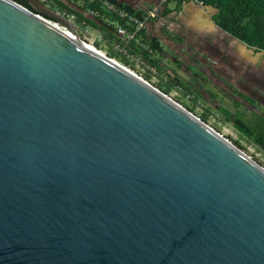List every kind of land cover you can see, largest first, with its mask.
Returning a JSON list of instances; mask_svg holds the SVG:
<instances>
[{
	"label": "water",
	"instance_id": "95a60500",
	"mask_svg": "<svg viewBox=\"0 0 264 264\" xmlns=\"http://www.w3.org/2000/svg\"><path fill=\"white\" fill-rule=\"evenodd\" d=\"M26 1L0 0V264H264V166Z\"/></svg>",
	"mask_w": 264,
	"mask_h": 264
},
{
	"label": "rangeland",
	"instance_id": "374dc122",
	"mask_svg": "<svg viewBox=\"0 0 264 264\" xmlns=\"http://www.w3.org/2000/svg\"><path fill=\"white\" fill-rule=\"evenodd\" d=\"M199 35H202V39L214 36L206 32H201ZM218 38L215 36L214 39L220 42V50H205L210 56H219L218 74L216 71L211 72L208 68L198 69L196 72V68L193 67L194 62L187 54L177 55L176 53L180 51L176 49L171 51L164 47L170 54L167 60L168 68L174 72L172 74L176 73L178 78L183 79V88L180 89L172 85L171 73L168 76L163 74L164 68L160 64L158 65L159 75H155L143 68L137 59L130 60L134 67L116 60L144 79L145 74H150L149 82L152 85L155 86L160 82L162 86L170 88L166 96L187 111H189L188 107L196 106L195 112H191L194 116L199 118L200 114H207L209 120L206 125L214 130H220L218 132L237 148L239 147L235 141H239L243 147L239 149L264 166V153L255 147L251 140L241 137L233 121L227 119V112H229L231 117L240 116L251 127L264 129V51L254 52L248 49L229 33H225L224 36L220 34ZM222 39L225 41L224 44ZM101 50L107 55L104 48ZM215 52H218L217 55ZM226 57L227 60H224ZM176 61L182 62L181 66H178Z\"/></svg>",
	"mask_w": 264,
	"mask_h": 264
},
{
	"label": "trees",
	"instance_id": "16d2710c",
	"mask_svg": "<svg viewBox=\"0 0 264 264\" xmlns=\"http://www.w3.org/2000/svg\"><path fill=\"white\" fill-rule=\"evenodd\" d=\"M18 4L26 7L28 10L33 11L26 0H14ZM110 2L116 3L119 7L127 10L129 13L135 14L142 18V14L136 13L126 7L121 6L115 0H109ZM190 0H169L168 3L173 2L175 4L174 9L178 10L182 3ZM206 7H212L217 10L215 15V21L219 27L223 28L227 33L244 42L249 48H253L255 52L264 50V0H198ZM51 7L55 10L65 11L69 14L74 15L78 20H84L94 27L103 31L105 37L110 40H121V38L115 34L113 26H109L103 22L101 18H94L86 14V10L98 9L104 12L100 4L88 3L85 5L83 10L76 9L69 2L62 0H48ZM165 5V6H166ZM161 13V11L159 12ZM149 45L152 49L149 51L143 48V45ZM99 47L102 45L97 44ZM130 53L141 56L146 62L155 66L157 69L160 64V42L153 39H148L145 30L140 32L139 39L131 40L127 44ZM105 49L109 57L115 58L121 61L125 65H132L130 59L123 55L121 52L115 50L110 42L106 43ZM159 56V57H158ZM133 66V65H132ZM134 67V66H133ZM145 79L150 80L151 75L145 74ZM172 85L182 86V80L176 75H173L171 80ZM163 94H168L170 88L162 86L160 82L156 85ZM188 110L192 113L195 112L196 106L188 107ZM199 118L205 123L209 120L207 114H200ZM227 119L232 120L234 126L241 137L251 140L255 147L259 148L264 153V129H257L251 127L245 122L240 116H233L227 112ZM220 131V130H218ZM239 148H243L239 141H235Z\"/></svg>",
	"mask_w": 264,
	"mask_h": 264
},
{
	"label": "crops",
	"instance_id": "0c3cea01",
	"mask_svg": "<svg viewBox=\"0 0 264 264\" xmlns=\"http://www.w3.org/2000/svg\"><path fill=\"white\" fill-rule=\"evenodd\" d=\"M62 1L66 3L69 2L70 5H72L76 9L83 10L84 8L79 7L77 4H73L71 0ZM115 2H117L123 7L135 11L136 13L142 14V16L147 11L153 8H157L159 6L158 0H115ZM174 7L175 4L173 2L161 7V13H159L157 18L146 22L144 28L145 34L148 39L155 38L160 42L161 50L159 56L160 65L164 68L163 74L168 76L174 73L170 68H168L169 64L167 63V60H169L170 54L166 51L164 47L170 49L171 51L172 49H176L177 51H180L179 53H181V55H188V53H192L199 57H202L205 64L208 65L207 68L213 73L216 71V74H218V62L220 60L219 56L217 55L218 52H215V55H217L218 57L210 56L208 53L205 52V50H220V42L218 40L215 41L214 38L215 36H217L218 38V35L220 34L224 36V34L227 33V31L219 27L215 21V15L217 13V10L212 7H206L204 5L196 3L193 0L182 3L178 10H175ZM88 12L89 11L86 10V14L90 15ZM96 30L103 32L98 28H96ZM198 32H206L208 34H214V36L211 38L202 39V35H199ZM107 42L109 41L99 42L102 47H98L101 49H105ZM222 42L224 44L225 41H223L222 39ZM221 59L223 60L224 58ZM177 64L178 66H181V64ZM153 68H155V75H159L158 69L155 66H153ZM175 74H172V76ZM176 76L178 77L177 74ZM180 79L183 80L182 78ZM173 86H175V88L177 89L183 88L182 86L180 87L178 85Z\"/></svg>",
	"mask_w": 264,
	"mask_h": 264
},
{
	"label": "built area",
	"instance_id": "2783aa9c",
	"mask_svg": "<svg viewBox=\"0 0 264 264\" xmlns=\"http://www.w3.org/2000/svg\"><path fill=\"white\" fill-rule=\"evenodd\" d=\"M44 5L53 9L51 4L48 0H40ZM73 4H77L79 7H84L88 5V3H97L100 4L103 8L104 12L99 11L98 9H89L88 13L94 18H101L104 23L109 26H113L115 34L118 35L121 40H110L109 38L105 37L103 32L96 30L91 24L84 20H78L74 15L69 14L65 11H59L60 15L65 16L67 19L73 21L76 26V30L78 35L82 41L85 43L90 44L95 49L102 51L101 48L98 47L97 44L101 41H109L112 47L121 52L130 60L137 59L142 64L143 68L149 70V72L155 73V68L146 62L141 56L134 55L129 52L127 44L134 39H139L140 32L145 28L146 22H149L152 19L157 18L160 12V8L165 6L169 0H158L159 6L157 8H153L147 11L142 18H139L135 15L130 14L125 9L119 7L118 5L110 2L109 0H71ZM196 3L203 5L198 0H193ZM43 18L47 19L48 21L54 23L55 25L59 26L60 28L64 29L65 31L69 32L66 26L62 25L61 23L57 22L54 19H51L45 15L38 14ZM93 38V40H91ZM143 48L148 49L151 51L149 45H143ZM128 68V67H127ZM143 78V77H142Z\"/></svg>",
	"mask_w": 264,
	"mask_h": 264
},
{
	"label": "flooded vegetation",
	"instance_id": "af4514ba",
	"mask_svg": "<svg viewBox=\"0 0 264 264\" xmlns=\"http://www.w3.org/2000/svg\"><path fill=\"white\" fill-rule=\"evenodd\" d=\"M31 7V6H30ZM32 8V7H31ZM33 9V8H32ZM33 11H34V13H36L35 12V10L33 9ZM248 48V47H247ZM249 49V48H248ZM255 52V51H254ZM177 55H181V53H176ZM188 57H189V59L190 60H192L193 62H194V64H193V67H195L196 68V72H197V70L198 69H200V70H206V68L208 67V65L207 64H205V62H204V60H203V58L202 57H199V56H197V55H195V54H192V53H188ZM222 57H225V56H222ZM224 60H227V57H226V59H224ZM177 63H179V64H182V62H180V61H177ZM241 84V83H240ZM254 97V96H253ZM259 101V100H258Z\"/></svg>",
	"mask_w": 264,
	"mask_h": 264
}]
</instances>
